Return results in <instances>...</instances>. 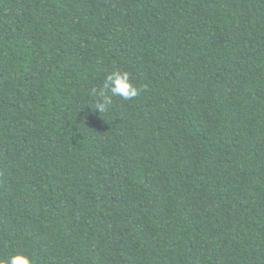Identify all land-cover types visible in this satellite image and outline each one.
<instances>
[{"label":"trees","instance_id":"trees-1","mask_svg":"<svg viewBox=\"0 0 264 264\" xmlns=\"http://www.w3.org/2000/svg\"><path fill=\"white\" fill-rule=\"evenodd\" d=\"M115 69L139 95L93 111ZM16 251L264 264V0H0V264Z\"/></svg>","mask_w":264,"mask_h":264},{"label":"clouds","instance_id":"clouds-1","mask_svg":"<svg viewBox=\"0 0 264 264\" xmlns=\"http://www.w3.org/2000/svg\"><path fill=\"white\" fill-rule=\"evenodd\" d=\"M101 91L97 94V90H92L93 102L88 105L93 111L98 110L104 113L109 110L113 103L114 97L123 100H130L137 97L141 91L132 83L130 74L127 71L115 69L108 73L103 82ZM110 93V95L106 94ZM5 264H32V256L25 251H16L5 257Z\"/></svg>","mask_w":264,"mask_h":264}]
</instances>
